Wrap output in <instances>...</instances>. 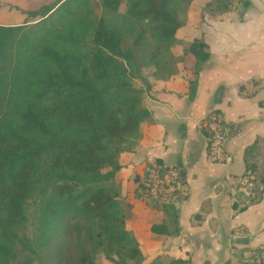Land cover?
I'll return each mask as SVG.
<instances>
[{"label":"trees","instance_id":"obj_1","mask_svg":"<svg viewBox=\"0 0 264 264\" xmlns=\"http://www.w3.org/2000/svg\"><path fill=\"white\" fill-rule=\"evenodd\" d=\"M189 4L53 0L26 10L20 23H0V264H96L99 253L110 264H190L161 256L145 263L126 226L115 181L120 154L134 148L141 125L150 120L144 105L150 79L190 68L188 97L196 93L198 74L210 57L204 38L187 42L171 64L166 58ZM249 5V0H205L202 11L221 17ZM214 120L228 135L241 125L210 111L201 125L207 143ZM259 147L256 139L244 150L241 177L253 175L257 190L252 199L238 191L245 204L259 201L264 185L256 163ZM171 167L185 183L183 171ZM134 196L174 224L153 223V233L178 231L174 202L180 196L152 198L143 183ZM248 253L243 264H264V247Z\"/></svg>","mask_w":264,"mask_h":264},{"label":"crops","instance_id":"obj_2","mask_svg":"<svg viewBox=\"0 0 264 264\" xmlns=\"http://www.w3.org/2000/svg\"><path fill=\"white\" fill-rule=\"evenodd\" d=\"M249 1L242 14L235 17L239 10L233 11L227 21L217 20L229 23L227 35H216L212 43L205 40L210 57L198 74L192 99L187 92L190 68H179L165 80L150 79L153 85L144 97L150 120L141 125L134 148L120 154L115 181L122 205V197L129 200L126 226L138 240L145 263L161 256L189 259L190 264H243L250 250L264 247V185L259 201L252 204H245L238 192L246 170L244 150L256 139L261 152L256 163L264 179V107L259 105L264 102V33L258 38L251 29L259 25L264 30V0ZM212 110L224 122L241 124L225 141L228 161L213 162L207 156L201 125ZM150 158L179 167L189 190L174 202L178 231L159 237L151 224H174L162 210L134 196ZM152 216L160 222H152ZM241 237L247 243H238Z\"/></svg>","mask_w":264,"mask_h":264},{"label":"rangeland","instance_id":"obj_3","mask_svg":"<svg viewBox=\"0 0 264 264\" xmlns=\"http://www.w3.org/2000/svg\"><path fill=\"white\" fill-rule=\"evenodd\" d=\"M53 0H0V23L2 24H17L24 21L26 16V10L37 8L40 5L48 4ZM98 2L99 0H95ZM205 0H190V4L187 9V13L181 17L182 26L178 30L177 33V44L174 49L166 53V58L171 64L172 62V55L175 53H179L181 49L186 45L187 42L191 41L195 37H202L209 43L216 35H227L229 32V23L226 25L223 22L218 23L217 20H225L227 21L229 18V13L219 16H213L209 12L202 11V5L204 4ZM239 10V11H238ZM238 11L237 14H242L243 10L242 7H238L236 10ZM233 12V11H231ZM230 12V13H231ZM254 34H257L259 38L260 35L264 33V30L258 26L251 27ZM206 32H205V31ZM203 31V32H202ZM191 64H188L190 67ZM179 67L181 65H178ZM177 66V67H178ZM121 200V199H120ZM137 203L140 202L137 200ZM123 207L125 211L129 208L126 205L129 200L127 198L122 197ZM33 203H28L27 210L32 212ZM147 208V207H146ZM128 217V214H126ZM152 222H160V220L154 216L151 219ZM31 225H33V218L30 216V224L27 225L28 230H31ZM127 225V222H126ZM128 227V226H127ZM154 234V233H153ZM155 236L159 237L160 235L154 234ZM96 264H110L106 261L101 253L97 255Z\"/></svg>","mask_w":264,"mask_h":264},{"label":"built area","instance_id":"obj_4","mask_svg":"<svg viewBox=\"0 0 264 264\" xmlns=\"http://www.w3.org/2000/svg\"><path fill=\"white\" fill-rule=\"evenodd\" d=\"M211 136L207 143V156L213 162L230 160L224 144L228 137V130L221 122L209 123ZM142 183L146 193L161 201H168L177 196H186L189 192L187 185L182 181L178 171L168 165L149 159L144 166ZM238 191L242 197L252 199L256 195V182L253 175H245L240 178Z\"/></svg>","mask_w":264,"mask_h":264},{"label":"water","instance_id":"obj_5","mask_svg":"<svg viewBox=\"0 0 264 264\" xmlns=\"http://www.w3.org/2000/svg\"><path fill=\"white\" fill-rule=\"evenodd\" d=\"M248 239L246 237L237 238L238 243H247Z\"/></svg>","mask_w":264,"mask_h":264}]
</instances>
